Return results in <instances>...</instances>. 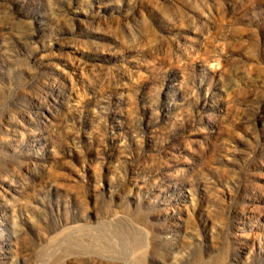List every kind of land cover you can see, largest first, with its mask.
I'll list each match as a JSON object with an SVG mask.
<instances>
[{"label": "rangeland", "instance_id": "1", "mask_svg": "<svg viewBox=\"0 0 264 264\" xmlns=\"http://www.w3.org/2000/svg\"><path fill=\"white\" fill-rule=\"evenodd\" d=\"M79 254L264 264V0H0V264Z\"/></svg>", "mask_w": 264, "mask_h": 264}, {"label": "bare ground", "instance_id": "2", "mask_svg": "<svg viewBox=\"0 0 264 264\" xmlns=\"http://www.w3.org/2000/svg\"><path fill=\"white\" fill-rule=\"evenodd\" d=\"M123 236V235H122ZM126 236V235H125ZM132 236V235H131ZM135 236V235H134ZM74 238L71 236V235H69V237H67L66 238V240L67 241H72ZM123 239V238H122ZM124 239H126V237L124 238ZM131 240V239H130ZM75 245L77 246V247H80L81 249L82 248H86V247H89V248H91L93 251H94V249L99 253V254H97L96 256V260H105V261H107V260H109V258H111L112 259V256H113V252L114 251H112V249H111V247L110 246H107V247H104V246H102L101 245V243H100V240L98 239V238H94L93 240H91V241H89V242H85V241H77L76 243H75ZM143 247V242H142V240H141V238L139 237V236H135L134 238H133V240H132V248L134 249V250H140L141 248ZM106 254H109V255H106ZM103 257L102 259L100 258V257ZM91 256L90 255H84V254H82V255H80L79 254V256L78 257H76L75 259H86L87 261H90L92 264H100V262L98 263V262H94L93 261V259L92 258H90ZM84 261V260H83ZM89 262V263H90Z\"/></svg>", "mask_w": 264, "mask_h": 264}]
</instances>
